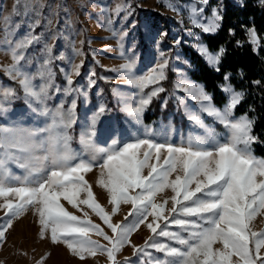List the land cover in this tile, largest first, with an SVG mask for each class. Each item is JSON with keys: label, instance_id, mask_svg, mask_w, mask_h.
I'll return each instance as SVG.
<instances>
[{"label": "snow or ice", "instance_id": "6c2138e0", "mask_svg": "<svg viewBox=\"0 0 264 264\" xmlns=\"http://www.w3.org/2000/svg\"><path fill=\"white\" fill-rule=\"evenodd\" d=\"M196 3L206 6L209 0H196L191 5V22L204 33H215L223 20L220 10L214 8L211 19L204 23V7L197 8ZM259 3L264 6V0H259ZM244 6V0H240V7ZM38 24L39 20L30 25V28L34 29ZM48 24H51L50 20ZM229 33L234 34V31L229 29ZM246 33L253 50L258 52L259 40L255 28L247 29ZM39 42L40 36L33 35L32 32L18 40L11 51L14 64L7 69L12 79L19 78L31 112L49 117L50 123L44 127H25L20 123L24 114L19 113L16 122L0 125V197H4L6 201L0 204L6 210L5 216L0 218V244L3 243L7 230L12 227L13 220L31 206L36 208L39 215L41 238L50 227L51 241L65 243L81 259H84L85 253L95 255L96 252H101L107 254L111 264H117L115 255L125 244L130 243V234L148 216H152L153 223L147 225L151 232L181 246H170L153 238L143 246H133L134 254L146 253L151 256V253H147L149 248L164 254L155 258L152 264H264V256L260 255L261 249H264V233L257 234L248 229V222L260 209H264V159L253 155L251 145L258 142V137L252 135L253 121L246 116L233 117V110L243 99V93L236 92L229 83L230 73L224 75L225 83L221 85V91L228 97V102L222 109L213 104V97L203 85L192 82L183 73L177 89L187 96L174 94L177 104L184 106L185 114L192 124L204 127L202 115L206 113L227 129L224 137L190 134L181 140L180 145H174L156 142L149 135L148 138L138 137L127 142L124 140L126 129L122 125L109 123L101 128L98 137L101 143L111 142L107 147L96 146L93 138L97 137V133L94 130L82 134V142L89 145L93 152V158L88 159L74 155L68 146L70 137L66 130L74 123L76 100L71 101L66 112L63 102L55 112L47 109L48 88L54 86L51 83L50 64L54 59L51 48L46 49L48 55L41 70V76L44 72L48 74L46 83L34 86L32 77L23 72L20 61L24 53L21 50ZM8 43L11 45V41ZM176 43L180 41L176 40ZM197 53L213 71H221L225 47L221 46L213 53L201 44L197 47ZM160 58L161 62L148 76L135 75L132 61L123 65L127 82L141 93L134 107L125 108L128 116L137 123L153 97L165 91L163 87H155L147 93L143 92L147 86L158 85L166 78L164 70L168 59L164 51L160 52ZM58 59H63V55ZM186 63L190 66V62ZM80 67L77 65L73 69L76 75L80 74ZM61 71L64 69L61 68ZM240 74L243 76L242 72ZM91 75L94 76L95 73ZM66 83L68 87L64 91L70 94L74 91L70 75L67 76ZM255 83L258 84L259 81ZM94 84L95 81L90 78L89 86ZM56 91L59 93L61 90L56 88ZM9 95H15L10 87L6 88L0 98V113L6 111L4 102ZM186 98L196 101L198 108L193 109L186 104ZM166 104L167 101H164L165 106ZM105 111V107L101 105L93 114V129L98 117ZM142 149L146 150L141 151ZM153 155L157 161L163 156V163L149 164ZM13 165L23 170L22 178L11 172ZM178 165H182L183 177L177 175L175 180L169 181L170 174L177 170ZM93 167L100 169L102 178L99 184L107 188L110 194V202L114 205L112 212L117 211L116 206L121 202L131 203L134 209L129 213L133 216L132 222L113 224L110 215L94 202V194L84 176ZM145 167L150 168L147 175L142 174ZM193 183L194 189L190 187ZM17 184L20 186H13ZM167 187L175 193L169 215H176L170 221L164 216V204L154 203L155 194ZM81 192H86L87 198L79 199ZM9 195L17 197L18 201L13 203L8 200ZM61 197L74 208L81 204L89 206L111 229L113 235L109 236L99 225L80 221L77 216L69 213L59 203ZM162 218L166 221L165 228L156 223ZM168 225L179 226L182 232L188 233L187 238L180 231L166 230ZM90 230L95 231L111 246L106 247L87 239ZM217 243L222 244V249L213 248ZM37 264H43V258ZM124 264H131V261L126 260Z\"/></svg>", "mask_w": 264, "mask_h": 264}, {"label": "rangeland", "instance_id": "374dc122", "mask_svg": "<svg viewBox=\"0 0 264 264\" xmlns=\"http://www.w3.org/2000/svg\"><path fill=\"white\" fill-rule=\"evenodd\" d=\"M237 1L240 3V0ZM195 2L196 0H19L17 3V0H0V72H4L11 80L19 83V78L12 79L7 71L14 64L11 55L12 47L18 40L32 32L33 35L40 36V42L21 50L24 57L20 64L23 66V72L32 77L33 85L38 87L47 81V72L41 76V70L48 55L46 49L51 48V55L54 57L50 64L51 83L54 86L48 88L46 106L49 111L55 112L63 102V109L66 112L71 106V101L76 100L74 123L66 130L70 137L69 149L76 156L93 158L92 149L82 142V134L92 130L97 133V137L93 138L96 146L107 147L111 142L101 143L98 137L101 128L109 123L122 125L126 129L124 140L127 142H132L138 137L148 138L149 135L156 142H168L174 145H180L181 140L186 139L190 134L202 137L214 134L216 138H222L227 134V129L221 123L210 116L212 121H208V115L204 113L202 115L204 127L192 124L185 114L184 106L178 105L174 98V94L187 96L186 93L177 89V85L181 82V73L185 74L192 82L203 85L190 78L189 68L192 67V64L180 48L182 41L192 45L196 50L201 44L206 46L201 39L202 29L194 26L189 18L191 5ZM196 7H204V23L211 19L214 8L219 9L223 14L222 0H209L206 6L196 3ZM14 8H16L15 12ZM153 12H158L166 17V20L168 19V29L164 22L158 27L154 25ZM37 20H39V24L34 29L30 28V25L35 24ZM49 20L51 21L50 25L48 24ZM162 33H167V35H161ZM176 40H179L180 43L177 44ZM9 41H11V45H9ZM161 51H164L168 65L171 63L177 72L173 91L162 101L164 105V101H167L168 98L172 99L171 116L168 122L159 119L146 123L144 115L149 110L148 106L144 110L140 122L137 123L128 116L125 108L134 107L141 93L138 88L127 82L123 65L132 61L135 75L148 76L151 70L161 62ZM87 52L93 57V62L90 60L89 65L86 64ZM61 54L63 59H58ZM186 61L190 62V66ZM95 63L113 71L112 74L103 75L101 78L115 82L114 95L120 112H114L112 116H108L105 111L102 116L98 117L93 129V114L98 111L101 105L105 109L107 108V98L99 86L97 77L91 75V73H95ZM77 65L81 66L79 75L73 71ZM84 66L85 72L82 74ZM55 68H59L60 71L61 68L64 69L61 71L63 82L58 80ZM166 71L167 67L164 70L165 77ZM68 75L73 80L71 88L74 89L70 94L64 91L68 87L66 83ZM90 78L95 81L93 86H89ZM162 81L158 85L147 86L143 92L147 93L155 87H162ZM0 86H3L0 87V98L3 97L6 88L10 87L15 92V95H9L7 101L4 102L6 111L0 113V125L16 122L19 119L17 115L19 113L24 114V119L20 123L25 127H44L50 123L49 117L31 112L22 87V91H18L13 84L1 77ZM56 88L61 91L58 93ZM185 103L193 109L198 108V103L191 98H186ZM213 104L221 109L224 106L219 107L214 102ZM233 117L243 116L236 117L233 113ZM217 123L221 124L222 128H217ZM86 138L85 136L84 139ZM144 150L146 149L141 151ZM159 163H163V156L160 161L156 160L155 155L149 160V164ZM149 171L150 168L145 167L142 174L147 175ZM11 172L20 175L21 178L23 176V170L15 165L11 167ZM177 174L183 177L182 165H178L177 170L170 174L169 181L175 180ZM84 176L94 194V202L98 203L110 215L113 224L132 222L133 216H130L129 213L134 209L131 203L121 202L116 206L117 211L112 212L114 205L110 202V194L107 188L99 184L102 177L98 167H93L84 173ZM190 187L194 189L195 183ZM174 195L171 188L167 187L154 196V203L164 204V216H167L169 221L172 216L176 215L175 213L169 215ZM85 198H87L86 192H81L79 199ZM8 200L16 203L18 198L9 195ZM5 202V198L0 197V204ZM59 203L69 213L77 216L80 221H90L91 224L99 225L107 235H113L111 229L89 206L81 204L74 208L63 197L60 198ZM5 211L0 207V218L5 216ZM149 223H153L152 216H148L145 222L130 234V243L125 244L115 255L117 264H124L126 260L131 261V264H152L155 258L162 257L164 254L151 248L147 249V253H151V256L146 253L134 254L133 246H143L150 238L170 246L181 247L166 237L152 233L147 226ZM156 223L161 228H165L166 221L163 218ZM248 229L257 234L264 233V209H260L248 222ZM40 230L38 212L35 207L30 206L13 220L12 227L5 233L4 241L0 244V264H37L42 258L43 264H111L107 254L101 252H96L95 255L85 253L84 259H81L74 255L65 243L51 241L50 227L43 238L40 236ZM159 230L157 229V231ZM166 230L180 231V234L185 238L188 235L175 225H168ZM87 239L106 247L111 246L108 241L92 230L89 231ZM213 248L222 249V244H214ZM260 255L264 256V249H261Z\"/></svg>", "mask_w": 264, "mask_h": 264}, {"label": "trees", "instance_id": "16d2710c", "mask_svg": "<svg viewBox=\"0 0 264 264\" xmlns=\"http://www.w3.org/2000/svg\"><path fill=\"white\" fill-rule=\"evenodd\" d=\"M222 4L223 20L220 22V27L215 33H201L202 41L211 52H216L221 46L226 48L221 62V71L219 73L213 71L197 53V50L185 41L181 42L180 48L192 64L189 68L190 78L202 83L206 91L212 95L213 102L219 107L228 101L226 94L221 91V85L225 83L223 77L226 73L231 74L229 83L235 91L243 93V99L234 109V116H246L253 121L252 135L258 137V142L252 144L253 154L264 159V6L260 5L259 0H244V7H240L237 0H222ZM152 16L155 26L158 27L164 22L167 29L169 28L168 19L166 20L162 14L153 12ZM253 27L259 40L258 52L253 50V45L249 43L246 33L247 29ZM229 29H232L234 34H230ZM90 60L93 62V57L87 52V65ZM94 68L99 86L107 98L106 113L108 116H112L114 112L119 113L120 108L114 95L115 82L101 78L103 75L112 74L113 71L96 63ZM83 70L82 74L85 72V66ZM55 71L58 80L63 82L60 69L55 68ZM0 77L13 84L18 91H22L20 84L11 80L4 72H0ZM176 78L177 72L170 63L167 66L166 78L161 82L165 91L153 97L149 110L144 115L146 123L159 119L169 121L173 101L168 98V104L165 107L162 101L173 91ZM256 81L259 83H255ZM207 118L208 121H212L209 116ZM216 126L222 128L219 123Z\"/></svg>", "mask_w": 264, "mask_h": 264}, {"label": "bare ground", "instance_id": "6f19581e", "mask_svg": "<svg viewBox=\"0 0 264 264\" xmlns=\"http://www.w3.org/2000/svg\"><path fill=\"white\" fill-rule=\"evenodd\" d=\"M178 175V174H177Z\"/></svg>", "mask_w": 264, "mask_h": 264}]
</instances>
